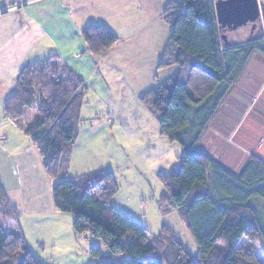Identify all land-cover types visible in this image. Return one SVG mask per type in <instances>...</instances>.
<instances>
[{
  "label": "trees",
  "instance_id": "1",
  "mask_svg": "<svg viewBox=\"0 0 264 264\" xmlns=\"http://www.w3.org/2000/svg\"><path fill=\"white\" fill-rule=\"evenodd\" d=\"M216 0L168 2L162 12L170 26L158 68L178 71L138 100L156 119L160 135L181 147L178 162L159 174L161 214L176 212L196 246L193 258L162 225L157 234L111 203L118 191L112 170L99 169L69 177L71 146L79 134L87 86L58 55L36 61L18 74L16 90L3 113L32 142L51 184L53 208L72 217L75 236L88 234L93 264H264L241 239L256 242L264 254V160L251 155L235 172L200 149L198 142L224 98L254 54L264 55L263 29L244 42L225 45ZM257 23V22H256ZM87 51L98 55L118 38L106 26L86 27ZM0 264H41L29 250L19 212L0 181Z\"/></svg>",
  "mask_w": 264,
  "mask_h": 264
},
{
  "label": "crops",
  "instance_id": "2",
  "mask_svg": "<svg viewBox=\"0 0 264 264\" xmlns=\"http://www.w3.org/2000/svg\"><path fill=\"white\" fill-rule=\"evenodd\" d=\"M170 1L180 0H13L8 5L0 3V181L11 203L16 199L24 210L56 211L50 194L52 182L42 169L35 145L2 110L5 99L16 90L19 72L56 54L83 80L86 95L93 96L86 101L82 114L92 101L105 108V118L100 114L94 118L98 125L86 128L80 124L78 136L82 134L84 144L79 147L88 146L86 140H91L95 129L103 127L110 134L107 138L109 157L124 154V150L140 155L132 157V162L124 161V156L117 161V165L124 164L130 171L126 173L123 168L121 174H116L118 191L111 199L112 205L151 233H158L162 225L175 232L173 223L179 224L178 214L162 217L156 200L162 190L158 175L167 174L177 163L181 147L160 135L156 119L138 100L139 94L178 71L177 65L158 68L170 34L162 12ZM93 24L106 26L118 38L111 48L98 55L87 51L81 35ZM259 24L258 34L255 25L250 35H259L263 29L262 22ZM226 41L228 44L244 42L231 32L226 34ZM126 97L135 106L133 110L127 108L130 103ZM198 146L235 172L251 155L264 160V55L252 56L241 78L210 120ZM77 150H72L71 155ZM111 163L107 164L106 156L100 154L94 165L96 170L109 169ZM133 169L140 173L143 170L138 174L140 181L135 176L131 179ZM149 174L158 184L152 188L145 183L143 193L138 195L137 187L144 185L142 182L147 181ZM70 177H73L71 171Z\"/></svg>",
  "mask_w": 264,
  "mask_h": 264
},
{
  "label": "rangeland",
  "instance_id": "3",
  "mask_svg": "<svg viewBox=\"0 0 264 264\" xmlns=\"http://www.w3.org/2000/svg\"><path fill=\"white\" fill-rule=\"evenodd\" d=\"M12 1L13 0H0V3L1 2L3 4L6 3L8 5ZM258 2L264 3V0H259ZM258 22L261 23L262 21L260 20ZM259 23L258 25L256 24L257 34H258V30H260L261 27ZM251 28L252 27L250 26V24H246L240 28H237L236 30H232L229 32L239 37L241 41H245L247 37L250 35L249 31H251ZM91 97H93L91 94H87L85 96L87 100L85 99L84 105L86 104V101L88 102V99ZM125 99L127 100L128 103H130V105L127 108L133 110L135 106L131 105V102L128 100L127 97ZM99 114L103 118H105L106 117L105 108L96 105L95 101L89 102L86 105V107H84L83 109L82 122L80 124L81 125L83 124L82 127H86V128H88V126L90 127L91 124L98 125L99 123H96L94 118ZM114 129L115 128H113V130ZM95 130L96 133L92 136L90 141L85 139L86 142H88L87 143L88 146L79 147L82 143V134L78 136V140L76 139L77 142L75 141L74 144L71 146V151L77 148L78 150L71 155L68 176L70 177V171H71V176H78L80 174L95 171L96 168L94 163L98 162L100 154L103 155L104 157L106 156L107 164L109 162H112L111 165H108V167L110 170L113 171V173H115V176L121 174V169L123 168L126 173L129 172L130 169H128L127 166H124V164L117 165V161L124 156V161L127 160L132 162L131 160L132 157H137L140 155L137 152L127 153L124 150V154L117 153L116 155L114 154L111 157H109L107 154L109 150V144L107 142V138L110 136V134L107 131H104L105 129L103 127L100 128L98 127ZM82 131H80V133ZM128 141H130L129 138ZM120 142H123V140L120 139ZM82 144H84V141ZM125 144L126 143L124 141V145ZM142 172L143 170H141V173ZM132 173H134V175L131 177V179L134 180V176H135V178L138 181H140L139 175L141 173L134 169L132 170ZM118 179H121V176H119ZM124 179L127 178L124 177ZM142 183H144V185H142ZM142 183L140 184L142 186L141 187L138 186L136 189V193L138 195H141L143 193L142 191L143 186H145L147 183L153 188L154 186H156V183L158 184V181L156 180L154 182V180L151 178V174H149L147 177V181L143 180ZM10 192L12 193V190H10ZM16 202H17L16 199H13L12 205L16 206L17 209L20 208V211L18 210L19 224L24 240L29 250L39 260L41 264H93L94 260L89 254V247L91 246L92 243L96 244L103 251H105V247L103 246L102 242L99 240L92 239L88 234L75 236L71 228V224H72L71 215L60 213L57 211L49 212L48 209L40 210L39 212L29 211V209L24 210L22 205L21 204L17 205ZM261 205L264 207V201L261 202ZM172 213L174 212L168 214H162V217L170 216ZM262 216L264 218V213L262 214ZM179 221H178L179 224H176L175 221L173 223L175 228L176 238L180 240V242L183 244V246L186 248L189 254L193 258H196L195 243L191 238V236H189L190 234L186 232L185 227L182 224L180 218ZM152 234H157V232H154ZM240 245L247 249L253 250L258 256V258L264 262V254L261 252L259 244H257L256 242H250L243 238L240 241Z\"/></svg>",
  "mask_w": 264,
  "mask_h": 264
},
{
  "label": "water",
  "instance_id": "4",
  "mask_svg": "<svg viewBox=\"0 0 264 264\" xmlns=\"http://www.w3.org/2000/svg\"><path fill=\"white\" fill-rule=\"evenodd\" d=\"M216 19L219 27L227 32L236 30L246 24H251L252 29L256 22L261 20V6L258 0H216L214 3ZM225 45L226 34H221Z\"/></svg>",
  "mask_w": 264,
  "mask_h": 264
}]
</instances>
